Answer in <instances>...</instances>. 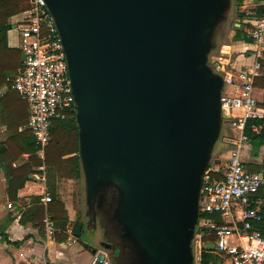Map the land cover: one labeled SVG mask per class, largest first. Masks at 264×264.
Masks as SVG:
<instances>
[{
    "label": "water",
    "instance_id": "95a60500",
    "mask_svg": "<svg viewBox=\"0 0 264 264\" xmlns=\"http://www.w3.org/2000/svg\"><path fill=\"white\" fill-rule=\"evenodd\" d=\"M45 2L74 95L86 203L105 212L95 264L107 250L118 264L115 223L126 264H193L202 176L222 128L223 78L209 58L231 0Z\"/></svg>",
    "mask_w": 264,
    "mask_h": 264
},
{
    "label": "built area",
    "instance_id": "2783aa9c",
    "mask_svg": "<svg viewBox=\"0 0 264 264\" xmlns=\"http://www.w3.org/2000/svg\"><path fill=\"white\" fill-rule=\"evenodd\" d=\"M29 4V8L18 13L20 16L10 24H17L18 48L23 59L15 75L8 80L29 109L25 127L33 135L41 160L34 175L44 184L40 201L46 210L45 233L47 237H53L59 230L49 217L47 207L52 197L45 188L51 120L54 117L65 119L70 109L76 113V105L53 16L45 0H29ZM239 6L244 20V39L252 45L251 51L243 54L239 61L246 57L252 60L238 65L236 59L232 62L222 54H216L209 61L213 71L223 78L221 120L222 128L228 129L229 155L223 170L209 165L202 176L199 216L192 241L193 264L202 262V251L206 250L202 240L204 231L215 232L213 251L221 264H264V235L257 226L264 208V195H257L264 186V172L251 170L246 165L253 150L248 131L259 134L264 127V105L256 96L260 87L255 85L256 78L262 75L264 61V2L261 11L255 0H244ZM215 171H220L222 177L213 176ZM236 207H239L237 211ZM201 213L210 216H200ZM214 214H218L223 223L211 216ZM73 229L66 231L75 242ZM91 264H95V259ZM102 264H112L107 252ZM209 264H217V261Z\"/></svg>",
    "mask_w": 264,
    "mask_h": 264
},
{
    "label": "crops",
    "instance_id": "0c3cea01",
    "mask_svg": "<svg viewBox=\"0 0 264 264\" xmlns=\"http://www.w3.org/2000/svg\"><path fill=\"white\" fill-rule=\"evenodd\" d=\"M255 1L259 3L260 6H262L264 2V0ZM233 3L235 8L229 10V19H234L236 7L238 6L237 0H233ZM19 16V14L13 15L9 19L10 24ZM235 19V26H244L243 16L239 18L236 17ZM237 21H239V23ZM239 32L240 30H236L235 35ZM10 33L11 29L7 31L6 38L0 42V231L4 233L9 240L19 241V244L9 243L0 236V264H91L93 260L91 250L93 248L102 249L100 246L98 247L97 244L99 243L100 245L102 237L104 238L103 230H101L99 226L95 228L93 225L89 228L82 219L76 216L77 211H72V209H70L69 203L65 200L64 195H62L63 185L65 184L64 180L56 178V180H51V183L55 186V195L65 203V208L68 212V220L64 221L58 219L54 220L53 223L59 231H66L69 228H74L76 221L79 219L80 223H82V227L87 226L93 233L90 236L91 240L85 241L81 239L80 236L76 237L77 240L74 242L69 238V235L66 240L58 239L57 236H46L45 239H43L38 233L39 226L35 225L32 221V218L35 216L32 209L29 211L32 206L41 205L43 207V213L45 214V206L40 201V195L44 184L42 181L35 178L34 174L37 173L39 164L35 165L31 163L32 154L22 150V140L18 137L19 135L17 133L27 129L25 127L27 121L24 122V124H20V121L26 113L24 109L25 106L23 102H21L22 100L19 98L17 92L16 97L9 94L10 87L7 85V72L14 69L16 73L20 66L15 68L8 64L10 49H18L19 41L17 39L16 43L11 42ZM224 46L228 47L229 45ZM232 47L234 54L237 56V60H239L242 59L243 54H248L249 51H251L252 45L249 40L241 37L237 39ZM22 59L23 56L21 57V61ZM4 78H6V81ZM260 99L264 105V87H260ZM17 124L19 125L18 130L15 131L14 126ZM251 155L250 158H248L250 163L261 164L264 161V146L260 147V154L258 157L253 158ZM29 167L32 168V173L27 177L23 187L18 189L17 198L11 199L8 190L10 173H22V171L26 168L29 169ZM69 181H73V179ZM69 184H71V182H69ZM45 188L47 192L52 195L47 173ZM26 212L28 213L27 217L25 216ZM22 217L26 218L22 219ZM72 224L74 225L72 226ZM28 235L31 236L26 238ZM110 259L113 264L112 258Z\"/></svg>",
    "mask_w": 264,
    "mask_h": 264
},
{
    "label": "trees",
    "instance_id": "16d2710c",
    "mask_svg": "<svg viewBox=\"0 0 264 264\" xmlns=\"http://www.w3.org/2000/svg\"><path fill=\"white\" fill-rule=\"evenodd\" d=\"M244 0H237V5L241 4ZM29 0H0V42L1 40L5 39L7 36V31L12 27L10 25L9 19L18 13L29 8ZM263 6H259L258 10L261 11ZM240 16H243L240 14ZM240 32L236 35V39H240L242 36L244 37V28L243 32L242 29H239ZM213 54H211L209 61L212 59ZM11 67H17L22 64L21 57H20V50L18 49H10V56H9V63ZM262 71L263 74L258 76L255 81V85L257 87H264V61L262 63ZM9 78H12L15 75V70H10L6 74ZM7 83L9 85L10 90H14L11 88V82L8 80ZM6 81V78H4ZM15 91V90H14ZM17 92V91H15ZM18 94V92H17ZM19 96V94H18ZM20 98V96H19ZM21 99V98H20ZM22 100V99H21ZM23 101V100H22ZM26 106L27 103L23 101ZM67 117L65 119H61L59 117H54L51 120V127H50V143L47 147L46 152V163H47V177L48 181L50 182V189H51V201L48 204L47 210L49 217L52 221L62 219L64 221L68 220V212L65 208V203L62 199L55 195V186L51 183V180L62 179L63 177L67 178H79L83 174V168L81 164V159L79 155V139H78V126L76 122V113L73 109L67 110ZM28 118V106L27 111L20 121V124L27 121ZM18 124L14 126L15 131L18 130ZM18 137L22 140V150H25L32 154L31 163L38 165L40 164L41 160L37 156V147L34 142L33 135L29 129H24L21 132H17ZM250 134L251 144L254 148L259 149L261 146H264V127L259 134L252 133L250 130L248 131ZM247 167L252 165L254 170H262L264 172V161L260 163H250L248 162ZM250 168V167H249ZM251 169V168H250ZM32 168H26L22 173H10L11 176L9 178V196L11 199L17 198L18 189L23 187L27 177L32 173ZM213 176L217 178H221L222 174L220 171L212 172ZM52 185V187H51ZM114 192L116 189L114 187L111 188ZM257 195H264V186L261 187ZM32 209L33 214L35 215L32 218V221L35 225L39 226V236L43 239L46 237L45 233V224H44V217L45 214L43 213V207L41 205L32 206L29 211ZM46 211V210H45ZM27 212L25 216L27 217ZM200 216H210L207 213H201ZM214 216L219 223H223L220 220L218 214L211 215ZM262 220L257 223L259 229H261L264 235V208L261 211ZM26 217H22L25 219ZM80 222L79 219L76 221V224ZM68 232L66 231H57L54 234V237L57 236L58 239L66 240L68 238ZM0 236L2 239H6L7 242L13 243L18 245L19 241H11L8 237L0 231ZM31 235L26 236L29 238ZM202 240L204 243L208 242H215L216 241V234L214 231H204L202 234ZM210 261H217L216 256L209 250L203 249L202 251V262L201 264H209Z\"/></svg>",
    "mask_w": 264,
    "mask_h": 264
},
{
    "label": "rangeland",
    "instance_id": "374dc122",
    "mask_svg": "<svg viewBox=\"0 0 264 264\" xmlns=\"http://www.w3.org/2000/svg\"><path fill=\"white\" fill-rule=\"evenodd\" d=\"M235 8V5L233 3V0H231V7L230 9ZM229 14V13H228ZM236 17H240V6L238 5L236 7V12H235V17L234 19L231 18L229 19L228 17L226 18V20L224 21V23H222L219 28L216 31L215 34V39H214V47L211 51V54L214 55H218V54H222L224 57H226L227 59H230L232 62H236L237 64L239 63V60H237V56L236 54H234V50L232 45L235 44V42L237 41L236 39V30L242 29L244 28V26H235L234 22H235V18ZM239 23V21H237ZM11 29V33H10V39L11 42L16 43L17 42V24L14 23L12 25ZM240 43V42H239ZM224 45H230L229 47H225ZM20 50V49H19ZM228 51V52H227ZM224 52V53H223ZM226 52V53H225ZM22 52L20 50V57H22ZM252 58H244L240 63L243 62H249L251 61ZM8 85V84H7ZM9 94L11 96H15L16 97V92L14 90H10ZM256 96L260 98V91L257 90ZM23 102V101H21ZM24 104V109L25 111H27V106L26 104L23 102ZM22 124L23 121H22ZM227 133H228V129L227 128H221L219 137L217 139V141L215 142V145L213 147L212 150V154H211V161H210V167L211 168H220L221 170L224 169V167L228 164V142H227ZM47 152V149H46ZM260 154V148H254L253 147V152H252V157L256 158L258 157ZM249 167L251 168V170H254V168H252V165H249ZM248 167V168H249ZM249 168V169H250ZM73 179V181H69ZM75 179V180H74ZM62 180L65 181V184L63 185V193L62 195H64L65 200L69 203L70 209L77 211L76 216L79 217L80 219H82L85 224L91 228V225H93V227H97L99 226L101 230V222L100 219H96L95 221L93 220L92 222H90V216L88 214V208H87V204H86V189H85V179H84V174H82L81 177L79 178H67V177H63ZM71 182V184H69V182ZM239 209V207H236L235 210L237 211ZM75 222V221H74ZM74 224H72L73 226ZM87 226H83L82 227V234H81V239H84L85 241H90V236L91 234H93L90 229ZM104 238L102 237V240ZM98 247L100 246L99 243L97 244ZM101 247V246H100ZM211 251L217 258V254H215V252L213 250H209ZM107 254L110 255L107 251ZM111 258V256H110Z\"/></svg>",
    "mask_w": 264,
    "mask_h": 264
},
{
    "label": "flooded vegetation",
    "instance_id": "af4514ba",
    "mask_svg": "<svg viewBox=\"0 0 264 264\" xmlns=\"http://www.w3.org/2000/svg\"><path fill=\"white\" fill-rule=\"evenodd\" d=\"M227 17L228 15L226 16V18ZM224 21L222 23H224ZM87 208H88V214L90 216V222H92L93 220L95 221L98 218L100 219V221H102V219L105 216L104 215L105 212H104V208L101 205H99L98 202L92 203L90 206L87 205ZM112 244L116 246L115 254H117L120 250L122 252V255L119 258L118 264H126L130 244L127 241V239L123 236L122 225L120 224L115 223V236L112 237ZM107 251L110 254L111 251L110 250H107Z\"/></svg>",
    "mask_w": 264,
    "mask_h": 264
}]
</instances>
